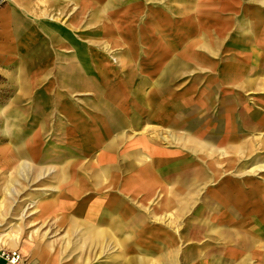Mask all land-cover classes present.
I'll list each match as a JSON object with an SVG mask.
<instances>
[{"label":"bare ground","instance_id":"1","mask_svg":"<svg viewBox=\"0 0 264 264\" xmlns=\"http://www.w3.org/2000/svg\"><path fill=\"white\" fill-rule=\"evenodd\" d=\"M23 1L24 12L33 16L37 25V29L33 27L24 40H63L73 46L74 53L65 67L53 72L45 88L35 93L33 87L19 88L16 100L20 101L32 94L45 98L40 107L34 101L31 104L40 109V115L32 118L31 123L38 119L43 123L41 130H45L46 119L61 101L77 96L81 90H93L92 111L84 120L72 108H69L71 111L67 114L63 110L65 106L61 110L64 111V119L75 124L73 126L83 133L86 142L94 144L95 140L93 150H98L100 154L94 162L74 160L71 165L73 169L65 165L53 166L56 162H63L64 155L50 154L46 150L38 158V164L41 165H36V170L32 159L26 154L33 151L35 156L38 149L41 150L39 139L44 137L46 131L36 132L32 140L24 142L20 141L19 135L15 136L10 139L14 143L0 148V165L10 170L7 180L0 185V192L4 194V199L0 201V250H18L25 259L37 255L41 250L38 228L26 231L25 226H31L34 220H40L42 226L49 215L59 229L66 228L56 248L54 244L50 248L58 250L59 255L68 252V264H88L95 260L98 264V257L108 260L103 264H247L246 259L240 262L241 253L264 249V179L259 183L260 186H251L248 179L250 173L256 170L263 173L264 163L250 171L236 169V164L239 165L241 157H244L243 160L246 158L249 149L246 142H235L238 139L235 131L238 132L241 127L231 123V135L226 130L218 140L194 135L190 133V127L182 133L174 129L167 130L166 137L163 136L164 132L154 129H141V133H138L135 129L140 128L139 114L144 109L141 106L142 96L136 90L144 87L145 80H133L136 70H130L129 83L124 90L120 79L115 80L111 69H105L101 60L96 65L100 69L98 75L86 69L85 56L79 53L80 48L74 44L75 40H102L105 37L107 40L135 39L137 32L134 33L136 26L132 21L133 14L123 10L121 13L125 18L116 17L114 7L119 2L124 7L122 2L128 5L129 0H50L43 3L44 7L39 11L32 9L31 3ZM150 1L159 3L162 0ZM71 2L78 4L82 16L87 6L91 9L88 21L89 25L95 27L92 35L80 34L83 38L75 36L78 34L77 23L80 19L72 18L75 12L67 8ZM170 2L175 3L174 8L178 11L177 4L180 2ZM181 5L185 7L186 0ZM151 8L148 7L138 30L139 40H150L154 36L158 40L175 38L174 28L170 35H164L153 18ZM54 11L70 19L65 29L54 23L57 19L51 15ZM111 14L116 18L111 17ZM184 37L188 39L190 36L185 34ZM127 51L130 52L129 57ZM132 51L128 45L119 61L122 67L130 63ZM172 63H168L165 71L164 67L159 71L161 84L165 87L157 88V94L168 90L170 86L175 74V71H170ZM40 75L33 74L34 83H40ZM235 78H238L237 74L231 76L232 81ZM108 82L114 86L110 87ZM133 94L138 97V102L131 97ZM151 95L147 93L145 100H150ZM236 105L231 110L230 118L237 115L233 112L239 108ZM174 109H179L178 103ZM189 109L186 111H192ZM87 121L94 124V127L86 129L84 126L88 125ZM260 123L264 127V119ZM147 131H152L153 135H144ZM259 134L264 136L263 128ZM51 136H55V132ZM161 140L165 141L167 147H161ZM183 148L195 153L205 164L196 166L190 173L178 171V162L167 168L163 166L162 156L168 153L180 154ZM170 149L173 151L170 152ZM89 154L84 157H90ZM46 159H50L47 163L52 164L42 163ZM187 161L193 162L191 158ZM223 163H226L225 167H222ZM90 167L93 168L91 172L76 171V168L85 170ZM194 172L203 174H199L200 177L189 176ZM30 174L37 177L30 179ZM49 175L51 179L57 180V185L52 188L55 193L53 198L40 200L39 195H46L41 191L47 190L28 189L30 192L20 202L21 205L13 209L12 205L18 202L16 198L25 189L22 185L18 187V177L33 183L37 178L43 180ZM185 176L189 177L183 183H169L170 180ZM204 180L209 184L201 188L199 181ZM87 191L95 198L92 201L84 200L77 209L67 211ZM62 195L70 203H64L60 199ZM34 214L36 216L31 218L33 221L25 222L27 217ZM251 214L255 215L252 221L235 222L238 216ZM18 216L20 222H13ZM198 220H204L205 226L196 225ZM166 221L169 222L166 224Z\"/></svg>","mask_w":264,"mask_h":264},{"label":"rangeland","instance_id":"2","mask_svg":"<svg viewBox=\"0 0 264 264\" xmlns=\"http://www.w3.org/2000/svg\"><path fill=\"white\" fill-rule=\"evenodd\" d=\"M49 0H29L32 3L34 10L42 9V3H45ZM107 2V0H104ZM179 4L178 11L175 7L174 2L170 0H162L159 3L156 1L150 0H129V4L124 3V7L119 3H115L116 8V17L124 19L125 17L121 11L131 12L133 15L132 21L136 26L137 32L134 40H107L102 38V40H89L88 38L75 40L74 44L80 48L79 53L83 55L85 51L84 63L87 66L88 72L100 73V69L96 68L98 59L103 62V65L111 69V72L114 74V79H120V84L125 87L128 86L130 70H136V73L133 77V80H140L142 78L146 79L145 93L142 95L146 97L147 93L150 92L151 99L146 100L145 110L139 114L141 127L146 130H158L164 132V137L167 136V130L174 129L178 133L186 132V128L190 127L192 130L191 133L197 135L201 138H212V136H219L223 133L222 131L228 127L227 125L232 122L230 118L231 110L236 105L238 110L233 111L237 113L235 120L239 122H244L245 120L248 123L258 122V129H242V139L235 140V142H246L249 145L248 153L246 158L241 157L238 161L239 165L236 164V169H246L250 171L253 167L259 166L264 163V148H262L264 136H259L261 129L264 127L261 126L260 120L264 119V69L257 71L253 64L249 63L245 65L246 58L253 55L255 49L258 48V40H193L198 48L203 43H208L211 49L209 54V59L203 61H197L193 63L191 61H183L182 65V76L177 79V82L170 83L168 90L157 94L155 91L157 88H163L161 84V75L159 71L161 68L170 61V59L175 55L173 47L182 48L184 57L189 55L192 50V46L186 48V43L191 41L193 33H196L197 30V20L196 16L193 18L191 13V1L186 0V8L181 7L182 2L185 0H176ZM201 1V0H200ZM10 4H14V0H8ZM170 2V3H169ZM198 0H195V6L200 5ZM80 3V2H79ZM70 12H75L72 18L74 20L80 19L78 24L79 30L78 34H75L76 37H81L80 34L85 36H90L95 31V27L89 25V14L90 8L87 6V11L82 12L78 9V4L76 2H71L68 4ZM153 7L150 11L153 13V18L160 26V30L164 35H170L172 28L176 32L175 38H168L167 40H158V37H151L150 40H139V29L142 26L144 21V16L148 12V7ZM180 6V7H179ZM197 9V7H196ZM195 9V10H196ZM34 14V12L32 13ZM80 14V15H79ZM23 15L30 20V23L33 24L32 28L36 25V19L33 18L30 14ZM35 15V14H34ZM51 15L57 17L56 25L65 29L69 25L70 19L64 14H57L55 11L51 12ZM111 17L116 18L111 14ZM187 34L188 39L184 37ZM197 38V36H196ZM30 40H12V44L8 46L10 51L8 52L6 58L0 60V148L3 146H8V144L14 143L10 139L19 135L21 142L25 140H32V136L37 132L46 133L41 139H39L41 150L37 151V154L34 156V152L26 154L27 157L32 159V162L35 166L34 169L37 170V166L41 165L39 163V157H42V153L53 152L61 153L64 155L62 158L63 162H56L53 164L55 167H61L63 165L72 167L73 161L84 159L92 160L94 162L97 156L100 154L98 150L94 149V144H89L85 141L83 133L78 131L73 125L70 124L68 120L64 119L62 112L65 111L67 114L71 110L84 118L88 117L89 113L92 111V103H94V91L93 90H81L77 92V96H71L72 98L65 99L60 102L52 109V112L49 114L46 119V125L44 124V129L41 130L43 123L40 120H36L31 123L32 118H36L40 115V109L34 108L31 104L36 103L38 107L44 103V97H37V95L32 94L31 96H25L24 98L17 101L15 95L18 93L19 88L24 87H33L34 92L45 88L49 84V81L52 77L53 72L60 68L65 67L69 59L71 58L72 53H74L73 46L63 42V40H35L37 44L34 45V48H31L29 45ZM171 41V44L168 42ZM163 42V43H162ZM50 43V52L49 57V68H46V61L43 62V65L32 69L31 60L32 49H40L42 46L38 44ZM131 47L133 53L131 55V61L127 64V67H122V64L119 63L122 56L125 54L127 47ZM128 52V51H127ZM170 52L166 55L165 53ZM180 52V51H179ZM178 52V53H179ZM189 52V53H187ZM202 52H205L202 50ZM46 53V52H45ZM172 53V54H171ZM47 54V53H46ZM206 54V53H205ZM4 57V56H3ZM36 57V56H35ZM206 57V56H205ZM201 58V55L200 57ZM207 58V57H206ZM214 63L218 65L217 68H214ZM203 66V69L202 67ZM235 66V67H234ZM238 67V68H236ZM207 69L209 72H206ZM234 72L238 73V78L231 82V76ZM40 73V83H34L32 80L33 74ZM240 74V75H239ZM174 79V78H173ZM147 82L149 84H147ZM195 83V88L192 89L191 85ZM110 87L114 86L112 82H108ZM109 89V88H108ZM139 89V88H138ZM166 89V88H165ZM199 89L200 91H194ZM206 92H204V91ZM147 92V93H146ZM154 95V97H153ZM120 96V95H119ZM132 97V96H131ZM133 98V97H132ZM134 99L138 102V97L134 96ZM178 101L180 105L179 109H174V102ZM168 105V106H167ZM65 106V109L63 107ZM163 106V109H162ZM168 107L167 110L165 108ZM190 107V112L186 110ZM61 108L64 110L62 111ZM69 108H72L71 110ZM51 111V110H50ZM165 111H167L165 113ZM168 114V116H166ZM244 119V121H243ZM259 119V121H258ZM166 120V121H165ZM87 126H84L86 129L94 127L90 121H87ZM41 127V128H40ZM218 132H217V130ZM138 133H141V130H136ZM55 132V136L51 134ZM69 132V134H68ZM221 132V133H220ZM22 135V136H21ZM144 135L152 136V131L145 132ZM263 136V137H262ZM247 137V138H246ZM162 138V137H161ZM214 138V137H213ZM88 141V140H87ZM161 147H167L165 141L161 140ZM173 149H170L172 152ZM90 152V157H84L85 154ZM189 158L193 162L187 161ZM220 161H223V158L219 157ZM50 159H46L42 163L46 165H51L52 163H47ZM163 166L169 167L173 163L178 162V171L183 173H190L195 169L196 166L205 164L200 157H197L195 153H190V150L187 148L182 149V153L173 154L168 153L162 156ZM226 163L222 164V167H225ZM37 165V166H36ZM73 168V167H72ZM75 169V168H73ZM93 168H87L79 170L78 172H91ZM9 168L6 166L0 165V185L7 180L9 176ZM203 172H199L201 175ZM12 174V170H11ZM198 173L194 172L189 176L200 177ZM251 186L258 185L264 179V172L256 170L255 173H250ZM189 176L184 178H179L177 180H170L171 183H183L187 181ZM30 179L37 177L34 174H30ZM51 175L46 177L43 180L36 179L33 183L25 182L21 177H18V187L24 186V191L16 198L18 202L12 205L13 209H17V206L21 205L20 202L24 200L26 195L30 192L28 189L40 188L41 190L45 189L44 192L46 195L40 197V200H50L54 197V192L52 188L57 185L56 179H51ZM42 179V178H41ZM4 181V182H3ZM199 186L205 188L209 183L207 181H199ZM207 183V184H206ZM22 185V186H21ZM18 188V189H19ZM27 191V192H25ZM37 194L39 192H32ZM95 198L94 195L90 194L89 191L84 193L80 198H78L74 203H72L67 211H72L77 209L80 203H83L84 200L92 201ZM4 199L3 192H0V201ZM60 199L63 202H68L66 196H60ZM70 203V202H68ZM64 210V209H63ZM61 212L62 210H58ZM65 211V210H64ZM19 213V212H17ZM21 215V214H19ZM36 214L31 217H27L25 222L33 221ZM47 222L41 226L40 220H34V223L31 226H25L26 231L31 229L38 228V244L41 250L37 255H34L30 259H26L27 264H68L70 258H67L66 253L62 255L58 254V250L50 248L52 244L56 248V243L61 240L65 234L66 228H58L54 223L55 220L51 215L47 216ZM255 215L247 216H238L235 222H250L254 219ZM19 218V219H18ZM13 222H20V216L15 218ZM18 219V220H17ZM204 220H198L196 225L205 226ZM169 221H166V224ZM186 220L184 221V223ZM218 223V222H217ZM182 228V226H180ZM174 231V229H173ZM201 243V242H198ZM0 251H11V250H0ZM242 260L246 259L247 264H264V249L255 251H246L241 253ZM98 264H103L108 261L106 258L98 257ZM96 262V260H95ZM88 263V264H97V263Z\"/></svg>","mask_w":264,"mask_h":264},{"label":"crops","instance_id":"3","mask_svg":"<svg viewBox=\"0 0 264 264\" xmlns=\"http://www.w3.org/2000/svg\"><path fill=\"white\" fill-rule=\"evenodd\" d=\"M22 1L23 0H14L15 3L10 4L8 0H0V60L6 58L8 52L10 51L8 46L12 44V40H15V44H17V40H24L25 36L32 31L33 24H31L30 20L23 15V13L25 14L27 13L24 12L23 7L25 6V4L23 5ZM194 1L195 0H192L191 13L193 18L196 16L197 30L196 33H193L191 41L186 43V48L189 47L190 45L195 44L193 40H207V41L208 40H258V48L255 49V51H258V54L257 52H255L253 55L246 58L245 65L249 63L253 64L252 66L255 67L256 74L257 71L264 69V0H201V1L198 0L200 5H196V6ZM23 2H29V0H24ZM41 6L42 8L44 7L43 3ZM46 9L48 8L46 7ZM34 29H37L36 26H34ZM171 43H172L171 41L168 42V44ZM35 44H37L35 40L29 41V45L31 48H34ZM42 45L44 46L40 47V49L36 50V52H34L35 50L32 49V56H33V59L31 60L32 69L42 66L44 61H46L47 63L46 68L50 67L49 66V57L51 55V53H49L50 43L38 44V46H42ZM172 49L175 55L170 59L168 63L173 62L170 65L171 67L170 71L172 72L175 71V74L174 77L171 78L170 83L173 82L172 80H174V82L176 83L177 79L182 76L183 61H191L193 64L196 63L197 61L207 60L209 59V54L207 52L211 51L208 43H203L200 46V48H198L197 45L196 46L193 45L191 52L190 53L187 52L189 53V55L185 57L182 48L179 49L176 46H174ZM202 50L205 52H202ZM168 53L170 52L165 53V57ZM83 55L85 56V51L83 52ZM129 55L130 52H128V57ZM200 55L201 58H199ZM97 59L99 60L100 58ZM168 63L165 65V67L168 65ZM201 67L203 69V66ZM217 67L218 65L214 63V68ZM173 68H176V70H172ZM208 70L211 69H207L206 72H209ZM163 71H165V68ZM234 74H237L238 76L237 72H234L230 76H234ZM96 75H98V73H96ZM142 79H144L146 83V79L145 78ZM231 82L233 81L231 80ZM147 84L149 83L147 82ZM191 87L192 89L195 88V83H192ZM144 88H145V84L144 87L141 88V90L140 89L136 90L137 93L142 95V91H143L144 94L145 93ZM194 91H200V90L197 89ZM134 96L135 94L132 95V97ZM142 100H143V104L141 106L145 110V106L147 107L148 104H146L147 102L144 96H142ZM177 103L179 104V102L175 100L173 107H175ZM231 119L232 122H230L227 125L228 127H226V129L222 131L223 133L220 135V137L212 136V138L210 139L213 140L221 139V136L224 134L226 130L229 132L228 134L231 135L230 130H233L231 123L233 122L235 123L236 127L237 126L241 127V129H239L238 132L235 131V136H237L238 138L237 140L242 139V135H241L243 134L241 132L242 129H246V128L258 129V122L252 124V123H248L245 120L244 122L238 123V121H236L235 118H231ZM141 129H145V128H142L140 123V128H136L135 131ZM191 132L192 130H190V133ZM0 264H8L1 257V255H0Z\"/></svg>","mask_w":264,"mask_h":264},{"label":"built area","instance_id":"4","mask_svg":"<svg viewBox=\"0 0 264 264\" xmlns=\"http://www.w3.org/2000/svg\"><path fill=\"white\" fill-rule=\"evenodd\" d=\"M0 255L8 264H27L26 259L18 250L0 251Z\"/></svg>","mask_w":264,"mask_h":264}]
</instances>
